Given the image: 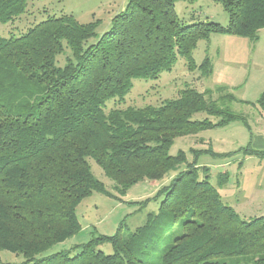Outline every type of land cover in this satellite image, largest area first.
Here are the masks:
<instances>
[{"label": "trees", "instance_id": "obj_1", "mask_svg": "<svg viewBox=\"0 0 264 264\" xmlns=\"http://www.w3.org/2000/svg\"><path fill=\"white\" fill-rule=\"evenodd\" d=\"M178 1L194 0H128L99 36L96 21L80 24L63 14L0 37V250L22 254L16 264H264V216L240 217L222 202L208 168L195 162L141 202L162 197L147 234L124 238L118 230L42 255L79 230L75 209L83 198L107 192L88 158L124 194L186 162L183 151L169 154L175 138L246 123L233 102L264 112V91L251 103L225 86L215 88L216 98L185 86L158 105L106 111L108 100L124 102L134 79H156L178 57L187 70L210 76L207 54L199 65L193 60L199 41L213 34L255 41L264 28V0H212L226 11V26L185 23L174 10ZM29 3L0 0V23L19 19ZM196 113L203 118L193 120ZM246 151L264 157V149ZM226 179L219 175L217 184ZM105 243L111 253L99 248Z\"/></svg>", "mask_w": 264, "mask_h": 264}, {"label": "rangeland", "instance_id": "obj_2", "mask_svg": "<svg viewBox=\"0 0 264 264\" xmlns=\"http://www.w3.org/2000/svg\"><path fill=\"white\" fill-rule=\"evenodd\" d=\"M127 1L29 0L27 13L13 22L0 23V37L18 36L47 17L63 14L72 15L80 24L96 21L95 31L99 36L109 30L112 17L124 9ZM174 10L177 17L188 24L212 21L226 26L228 22L222 5L212 0L178 1ZM256 35L254 41L242 36L213 34L208 42L199 41L192 53L196 65L206 54L209 56L212 64L210 76L200 77L198 70H187L185 59L178 57L172 68L161 72L156 79H134L124 102L118 105L116 100H108L105 109L158 105L163 99L176 97L185 86L201 92L210 89L213 98L218 96L215 88L225 86L236 98L256 102L264 91V28L259 29ZM232 109L241 112L246 117V123L236 120L175 138L169 154L183 151L186 162L161 180L144 179L133 184L124 194L117 191L114 182L104 175L101 167L88 158L93 175L103 183L107 192L92 191L83 198L75 209L79 230L42 255L87 243L99 235L112 236L118 230L124 238L147 234L157 216L162 197L150 199L145 205L141 202L153 197L168 184L173 174L184 171L187 163L192 162L208 168V179L216 187L222 202L231 206L240 217L264 216V157L249 155L246 151L248 146L264 149V112L256 106L240 102H233ZM203 116L196 113L192 119H202ZM216 121L212 119V122ZM210 150L218 154H212ZM223 173H226V182L218 185L219 175ZM199 174L203 176L202 171ZM148 214H151V220ZM99 248L107 254L112 252L108 243ZM23 261L22 254L0 250V264Z\"/></svg>", "mask_w": 264, "mask_h": 264}]
</instances>
